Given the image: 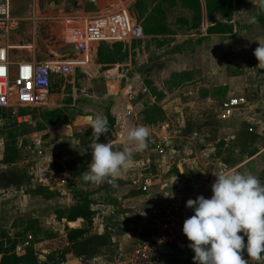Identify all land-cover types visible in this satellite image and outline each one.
<instances>
[{
  "label": "crops",
  "instance_id": "crops-1",
  "mask_svg": "<svg viewBox=\"0 0 264 264\" xmlns=\"http://www.w3.org/2000/svg\"><path fill=\"white\" fill-rule=\"evenodd\" d=\"M158 1L152 2L144 21L157 19L154 8ZM181 1L184 6L179 0H175L174 6L190 15L191 0ZM209 5V0H198L195 5L201 35L228 34L208 31L217 24L223 25L216 20L209 23ZM213 10L217 12L216 8ZM128 18L141 24V38L105 41L106 55L91 47L89 61L78 62L90 86L87 93L75 89L52 91L43 106L21 108L17 116L5 113L21 122L27 116L35 121L37 117L32 113L40 112V124L35 132L37 142L33 145L37 158L29 156L22 162L0 160V237L15 241L19 256L28 252L27 244L33 237L31 225H34L45 244L41 254H34L43 264H135L133 258L150 233L151 211L156 205L175 207L185 220L193 214L186 207L188 199L199 195L211 197V186L216 180L214 172L251 173L264 184V127L231 123L245 107L246 100L229 117L224 115L222 104L217 121L223 123H207L197 130L185 128L189 132L185 139L179 136L175 139L162 127V132L153 133L152 144L147 149L134 152L129 171L115 183L96 184L83 179L91 160V146L95 143L86 117L107 118L108 132L97 142L111 143L121 150L134 147L127 140L128 130L141 125L150 129L166 121L170 102H165L171 95L166 89L168 81L173 76L182 78V73L190 71L185 63L179 65L176 61L184 53L175 44L178 39L167 48L166 54H155L158 56L153 58L152 52L160 51L156 39L166 34L163 24L150 29L138 17L129 15ZM145 41L149 43L142 45V49L134 46V42ZM118 45L123 48L119 59L116 57ZM86 55L78 49V56ZM163 83L165 89L161 86ZM98 84L103 92H97ZM232 97L239 96L229 98ZM43 130H47L44 135ZM69 133L75 140L72 145L67 141ZM79 149L87 151L81 154ZM32 165L36 168L32 169ZM171 192L173 196H167ZM80 194L90 200V209L94 212L90 225L84 219L72 221L67 217L68 211L78 204ZM32 204L38 207L33 208ZM20 220L28 226L23 227L21 234L15 232V237L10 236L9 231ZM71 229L87 231L75 241H69L67 233ZM243 258L248 264H264V260L257 262L247 257L246 252Z\"/></svg>",
  "mask_w": 264,
  "mask_h": 264
},
{
  "label": "rangeland",
  "instance_id": "rangeland-1",
  "mask_svg": "<svg viewBox=\"0 0 264 264\" xmlns=\"http://www.w3.org/2000/svg\"><path fill=\"white\" fill-rule=\"evenodd\" d=\"M3 1L9 4L10 13L20 18L18 27L7 40L8 45H11L10 59L35 58L59 62L69 67L68 72L54 79L53 92L75 89L87 93L90 90L78 62L89 61L91 47L100 50L101 55L108 52L105 41L89 38L85 21L90 17L112 12L126 17L136 16L144 24L146 22L150 29L163 24L165 35H177H161L156 39L160 51L152 52V56L155 58L158 56L155 54H166L167 48L178 39L175 44L184 53L176 61L179 65L185 63V68L190 71L182 73V78L173 76L168 81L169 87L166 84L164 86V83L161 85L163 89H169L171 94L165 102H170V114L167 117L165 114L166 121L149 129L148 147L152 144L153 133L162 132V127L175 139L178 136L185 139L189 133L184 131L185 128L197 130L207 123H223L217 121V117L221 114L223 102L231 96H240L246 100L245 107L236 113L231 123L249 124L259 129L264 127V66L259 64L253 54L259 43L264 44V16L260 13L257 24L249 23L250 15L258 11L257 0H209V23L222 21L223 27L229 28L231 21L233 25L232 33L218 36L201 35L200 27H197L200 19L195 11L198 0H191L190 15L187 12L183 14L180 7L174 6L175 0H159L154 8L157 19L152 17L145 21L146 12L156 0H0ZM179 1L182 5V1ZM215 8L216 13L213 12ZM148 43L134 42V46L142 49V45ZM116 48V57L119 59L123 48L121 45ZM78 49L87 55L78 56ZM143 60H146L145 55ZM97 92H103V87L100 86ZM23 112L26 114L27 111ZM32 114L37 117L35 121L27 116L18 122L16 118L2 113L0 160L6 158L22 162L29 156L37 158L33 145L37 142L35 132L39 128L40 112ZM43 131V135L46 134L47 130ZM34 168L36 166L32 165ZM31 206L38 207L33 204ZM19 215L23 216L21 212ZM23 224V220L17 221L9 235L15 237V232L21 234L23 227L28 226ZM31 231L33 237L27 244L28 252L41 254L45 245L40 238L42 235H39L34 225H31ZM52 260L56 261H49Z\"/></svg>",
  "mask_w": 264,
  "mask_h": 264
},
{
  "label": "clouds",
  "instance_id": "clouds-1",
  "mask_svg": "<svg viewBox=\"0 0 264 264\" xmlns=\"http://www.w3.org/2000/svg\"><path fill=\"white\" fill-rule=\"evenodd\" d=\"M257 8L249 17L250 24L258 23L264 0H257ZM253 54L264 66V44L259 43ZM86 121L95 143L83 179L96 184L115 183L129 171L134 152L147 149L150 130L142 125L130 128L127 140L134 147L121 150L111 143L97 142L108 132L106 117H86ZM69 137L67 141L72 145L75 140L71 133ZM79 150L81 154L87 151ZM214 175L210 198L199 195L186 201L193 214L184 220L182 232L191 242L194 264H248L243 258L245 252L254 261L264 260V184L257 176L238 170Z\"/></svg>",
  "mask_w": 264,
  "mask_h": 264
},
{
  "label": "built area",
  "instance_id": "built-area-1",
  "mask_svg": "<svg viewBox=\"0 0 264 264\" xmlns=\"http://www.w3.org/2000/svg\"><path fill=\"white\" fill-rule=\"evenodd\" d=\"M19 21L20 18L10 13L9 4L0 2V109L12 116H17L21 108H38L46 104L53 91L54 79L69 71L68 66L59 62L35 58L11 60V45L7 40ZM85 29L89 38L103 41H125L143 36L141 24L122 14L107 13L90 17L85 21ZM244 102L245 99L240 96L225 100L224 115L231 116L236 107ZM183 222L175 207L156 205L151 211L150 233L133 262L168 264L175 249H187L191 242L182 232Z\"/></svg>",
  "mask_w": 264,
  "mask_h": 264
},
{
  "label": "trees",
  "instance_id": "trees-1",
  "mask_svg": "<svg viewBox=\"0 0 264 264\" xmlns=\"http://www.w3.org/2000/svg\"><path fill=\"white\" fill-rule=\"evenodd\" d=\"M209 32L226 33L230 32V28H224L223 25L217 24L208 29ZM0 111V117H1ZM6 162H11L4 159ZM94 212L90 209V200L79 196L78 204L68 211L69 220L84 219L90 225ZM87 229H71L67 233L69 241H75L86 233ZM16 242L5 236L0 237V264H43L33 253L27 252L25 255H17L15 251ZM194 252L188 247L187 250L175 249L174 254L168 259V264H194Z\"/></svg>",
  "mask_w": 264,
  "mask_h": 264
},
{
  "label": "water",
  "instance_id": "water-1",
  "mask_svg": "<svg viewBox=\"0 0 264 264\" xmlns=\"http://www.w3.org/2000/svg\"><path fill=\"white\" fill-rule=\"evenodd\" d=\"M0 124H1V122H0Z\"/></svg>",
  "mask_w": 264,
  "mask_h": 264
}]
</instances>
